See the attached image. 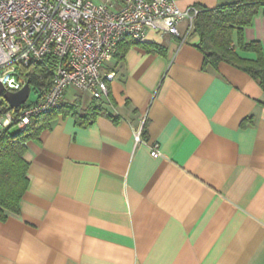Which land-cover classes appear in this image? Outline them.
<instances>
[{
  "label": "crops",
  "instance_id": "1",
  "mask_svg": "<svg viewBox=\"0 0 264 264\" xmlns=\"http://www.w3.org/2000/svg\"><path fill=\"white\" fill-rule=\"evenodd\" d=\"M185 30L149 31L144 44L162 54L133 46L104 66L105 115L58 116L27 142L28 187L0 222V264H264V94L228 64L203 70ZM243 39L264 48V13Z\"/></svg>",
  "mask_w": 264,
  "mask_h": 264
},
{
  "label": "built area",
  "instance_id": "2",
  "mask_svg": "<svg viewBox=\"0 0 264 264\" xmlns=\"http://www.w3.org/2000/svg\"><path fill=\"white\" fill-rule=\"evenodd\" d=\"M198 13L195 7L180 10L174 0H0L3 91L17 93L28 84L24 68L41 65L51 74L50 85L37 100L28 103L27 98L18 109H9L0 128L12 123L23 129L57 110L70 87L107 103L113 74L103 73V68L120 43H144L149 31L178 38V26L184 23L183 43L193 34ZM144 124L145 119L132 130L135 145L143 143ZM150 156H161L157 144L151 146Z\"/></svg>",
  "mask_w": 264,
  "mask_h": 264
},
{
  "label": "trees",
  "instance_id": "3",
  "mask_svg": "<svg viewBox=\"0 0 264 264\" xmlns=\"http://www.w3.org/2000/svg\"><path fill=\"white\" fill-rule=\"evenodd\" d=\"M195 8L199 13L193 22V34L199 38L197 48L203 56L202 69L215 70L220 63L228 64L247 74L264 94V48L259 42L245 43L243 39L244 29L255 16L264 13V0H230L213 9ZM133 46H140L148 53H163L161 46L127 40L118 45L114 57L122 60ZM22 74L37 94L50 85L51 74L44 66L24 68ZM92 101L82 116L75 108L63 105L31 120L23 129L12 123L0 128V222H6L9 214H19V201L28 187V163L24 159L27 142L37 140L42 131L49 130L58 116L71 115L79 126L91 124L95 117L104 114L99 102ZM261 105L264 107V102ZM7 112L8 106L0 99V119Z\"/></svg>",
  "mask_w": 264,
  "mask_h": 264
},
{
  "label": "rangeland",
  "instance_id": "4",
  "mask_svg": "<svg viewBox=\"0 0 264 264\" xmlns=\"http://www.w3.org/2000/svg\"><path fill=\"white\" fill-rule=\"evenodd\" d=\"M230 0H226L228 3ZM186 25V24H185ZM106 66H110V63H106ZM105 71V70H103ZM37 100V93L33 87H30V94L28 97V103L35 102ZM93 99L88 94H85L83 92H80L72 87L68 88L66 95L64 96L63 102L64 105H68L69 107L75 108L76 112L82 116L83 111L89 107L90 104H92ZM100 105H103L104 103H99ZM4 117L1 119L3 120Z\"/></svg>",
  "mask_w": 264,
  "mask_h": 264
},
{
  "label": "water",
  "instance_id": "5",
  "mask_svg": "<svg viewBox=\"0 0 264 264\" xmlns=\"http://www.w3.org/2000/svg\"><path fill=\"white\" fill-rule=\"evenodd\" d=\"M0 96L10 110H16L26 102L29 96V84H26L24 88L17 93L4 92L3 88L0 86Z\"/></svg>",
  "mask_w": 264,
  "mask_h": 264
}]
</instances>
